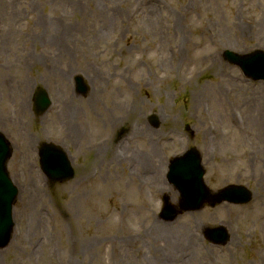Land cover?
Segmentation results:
<instances>
[{"label":"rangeland","instance_id":"1","mask_svg":"<svg viewBox=\"0 0 264 264\" xmlns=\"http://www.w3.org/2000/svg\"><path fill=\"white\" fill-rule=\"evenodd\" d=\"M226 50L264 52V0H0V132L19 188L0 264H264V82ZM41 88L53 105L36 117ZM46 140L73 179L44 173ZM191 149L210 190L253 200L181 211L166 174Z\"/></svg>","mask_w":264,"mask_h":264},{"label":"water","instance_id":"2","mask_svg":"<svg viewBox=\"0 0 264 264\" xmlns=\"http://www.w3.org/2000/svg\"><path fill=\"white\" fill-rule=\"evenodd\" d=\"M233 62L238 63L243 71L250 77L255 79L264 78V52L256 51L253 54L239 58L235 57L234 55L231 56ZM40 110H45L49 106V100L44 93L40 94ZM49 149V147H47ZM54 156L52 160L47 158V169L46 171L54 177V179H61V180H69L73 177V170L70 166V163L66 160V156L61 152H51ZM49 154V155H51ZM10 156V148L6 143V140L2 134H0V247L6 246L10 241L12 228H13V220H12V207L17 196L18 190L12 183L7 171H6V162L8 157ZM59 160V164L57 161ZM186 160H183V163ZM182 164L181 161L175 163L172 168L175 169L177 166ZM197 164H199V160H197ZM181 166L186 167V164H182ZM190 167V166H187ZM203 171L199 173V185H192L198 188L200 193L206 195V198L209 200H213L212 195H210L209 191L207 190L204 181L202 180ZM186 195L189 194L187 197V201L189 204L193 206H197L198 200H194L195 194L190 189H184ZM251 193L248 192L243 187H229L222 191V193L215 197V201L213 200L212 203L216 201H222L224 199H234L236 202L241 200L246 201L250 198ZM169 209V208H168ZM167 209V211H168ZM167 212V216H169ZM173 217V215H170Z\"/></svg>","mask_w":264,"mask_h":264},{"label":"bare ground","instance_id":"3","mask_svg":"<svg viewBox=\"0 0 264 264\" xmlns=\"http://www.w3.org/2000/svg\"><path fill=\"white\" fill-rule=\"evenodd\" d=\"M247 128H248V127H247ZM69 134H70L71 136H73V131L70 130V131H69ZM155 150H157V149H155ZM157 151H158V150H157ZM143 159H144V158H142L141 161H143ZM161 161H162V162L164 161L163 158H159V159H158V162H161Z\"/></svg>","mask_w":264,"mask_h":264}]
</instances>
